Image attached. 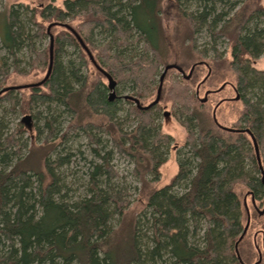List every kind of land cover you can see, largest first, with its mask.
<instances>
[{"label": "trees", "instance_id": "1", "mask_svg": "<svg viewBox=\"0 0 264 264\" xmlns=\"http://www.w3.org/2000/svg\"><path fill=\"white\" fill-rule=\"evenodd\" d=\"M162 1L50 0L25 5L26 21L13 7L3 14L0 42L16 72V54L23 50L34 54L29 62L32 68L45 70L50 39L39 51L36 41L49 36L47 25L51 24L49 30L61 28L52 37V66L47 79L28 87L20 99L16 100L14 89H9L0 94V100L12 105L17 102L21 114H30L35 105L53 103L73 118L67 132L81 130L97 142L100 139L95 132L107 133L119 152L132 157L136 173H143L137 193L145 205L143 209H151V244L139 241L141 221L138 215L130 217L124 210L129 203L122 188L112 183L99 184L98 177L104 172L115 174L108 153L100 154L94 149L101 163L90 174L89 193L74 201L61 193L64 185L54 172L60 162L44 156L33 166L30 157H23L8 168L0 167V264H246L236 250L238 236L259 213L256 201L264 204V182L241 174L245 162L254 171H264V70L251 66L252 60L264 53V3L239 0L232 2L233 11L227 12L214 7L225 0H199L204 4L202 10L185 12L178 9L179 0H171L177 16L186 22L183 33L191 51L195 50V35L206 30L211 43H204L205 48L196 52L202 55L211 51L208 71L228 67L234 72L235 91L243 110L233 128L244 131L225 130L211 116H203L201 101L189 113L187 108L197 94L190 91L182 75L170 99L183 106V113L190 114L189 129H197L184 141L197 158L196 172L188 178L189 172L178 164L170 182L158 187L156 177L147 178L146 174L159 173V166L165 162L160 154L172 139L155 123L160 100L146 109L135 103L128 107V114L136 117V125L124 130L121 123L114 121L118 100L108 99L105 76L89 60L79 38L96 64L118 82L132 83L140 99L147 94V83L152 81L155 69L172 56L170 45L162 38ZM225 39L230 47L229 59L217 48ZM66 47L76 51V64L71 59L67 68L60 62ZM130 47L139 50L127 57ZM200 63L203 62L194 65ZM8 75L9 69L0 57V88L6 86ZM21 123L6 134L0 123V161L6 165L11 160L8 148L17 145V136L28 131ZM46 123L51 127V121ZM32 177L37 182L36 191L31 185ZM183 178L188 181V189L181 194L171 191ZM239 185L250 195L255 210L252 214L246 202L239 199ZM115 213L123 214L120 218L129 222L128 235L122 238L116 231L125 225L118 229L109 225ZM199 219L205 220L207 226L201 238L203 245L187 239L190 222L195 230ZM162 250L171 261L162 258Z\"/></svg>", "mask_w": 264, "mask_h": 264}, {"label": "rangeland", "instance_id": "2", "mask_svg": "<svg viewBox=\"0 0 264 264\" xmlns=\"http://www.w3.org/2000/svg\"><path fill=\"white\" fill-rule=\"evenodd\" d=\"M49 1L50 0H0V21L3 20V14H5L10 7L18 9L22 18L26 21L28 11L24 8L25 5H32V3L38 4L39 2L46 4ZM238 1L239 0H225L224 3H216L214 7L217 11L231 12L233 11L232 2L236 3ZM54 2L61 3V0H54ZM262 3H264V0H262ZM173 4L174 2L171 0H163L161 3L163 12L161 19L163 26L162 38L166 45H170V53L172 56H168L163 64L155 69L156 72L152 77V81L147 83V94H144L145 96L139 99V97L134 94L135 88H133L132 83L128 81L118 82L115 79L116 86L114 88V96L118 100L114 121L121 123V127L124 130H130L136 125V117L128 114V107L135 103L130 97L137 98L141 105H146L155 98L157 88L161 83L160 106L157 107L154 119L155 123L160 125V131L171 135L172 139L164 144L162 154H160L165 162L159 166V173L155 174L156 176L151 173L146 174L147 178H151L152 176L156 177V180H158V187L164 186L170 182V178H172L178 170V164H182V167H185L186 171L189 172L188 178L196 172L195 165L197 163V158L192 154L191 148L184 141H186L187 134L192 133L195 135L197 132L195 127L189 129V113L197 109L195 106L199 104L205 92H208L206 94L207 99L204 104H202L203 107L200 108V111L203 116L207 114V117L211 119L210 116H212V110L215 107L214 117L220 125L236 127L235 125H237L239 114H241L243 110V104L240 98L235 99L237 91L235 92L234 90L236 85L234 72L228 67L219 68L218 72L217 70L215 72L208 71L206 67L207 63H210L211 51L208 50L202 55H198L196 52V50L205 48L204 43L208 42L206 44H209L210 42L205 32L206 30L202 29L200 33L195 35V50L191 51L188 42L185 41L186 34L183 33V23L186 22L180 19V16H177L178 12L173 8ZM18 5H20V7L16 8ZM178 5V9L185 12H197L202 10L204 6L203 2L199 0H179ZM60 28L61 27L52 28L50 30L51 34H55ZM95 40L97 42L100 41L97 39ZM226 42L227 39L218 43L217 48L219 51H222L221 55L229 59L230 47ZM48 43L49 36L47 35L42 38V40L36 41L35 47L39 51V49L45 48ZM65 49L66 51H64L60 57V62L67 68L71 59H73V62L76 64V51L72 47H66ZM138 50L139 49L136 47H130L125 55L130 57ZM5 51L6 50L2 47L0 42V57L4 61V67L9 69V78L6 82V86L25 85L43 79L47 68L39 71V69L31 67L29 62L34 56L33 53L30 54L28 51L23 50L16 54L17 59L14 64H17L16 68L19 71L16 72L13 70L12 59ZM198 62L203 63L194 65ZM168 63H175L180 66L184 74H188L189 68L194 65L189 79L186 80L188 81L190 91H194L198 86L195 100L193 99L190 107L187 108L189 113H183L185 111L183 106H179L180 104L177 103L174 104L170 99L173 95V90L177 88L178 82L183 80L182 75L171 68L167 70L162 81L160 80L162 69ZM251 64V66L257 69L264 70V53L254 58ZM83 72L84 70H81L80 73L83 74ZM104 82L105 84L107 83L106 77L104 78ZM18 88L20 90H18ZM18 88H15L13 92V97H16V100L20 99L22 93L27 90V87ZM109 92L110 90H107V95ZM18 111L17 102L15 105H12L9 101L0 100V123L5 134L14 130L16 127L15 124L21 121V117L28 114H21ZM166 111L168 114H165ZM30 114L31 128H27L25 124L21 123L28 131H24L21 135L17 136L20 138L18 144L8 148L11 160L8 161L9 163L7 165L0 161V167L8 168L10 164L23 157H30L33 166L39 164V159L44 156L49 158V160H56L60 163H58L54 172L57 173L58 177L61 179V184L64 185L61 193L68 197V199H71L70 201H74L89 193L90 174L92 170L94 171V169H96L95 166L101 163L94 149L99 150L98 153L100 154L108 153L107 157H109V163L115 174L110 176L107 172H104L101 177H98V180H100L99 184L105 186L107 183H112L122 188V193L129 203L124 210H127L130 217L138 215L137 217H139L141 221L139 241L141 244H149L151 236V209H143L145 205L138 200L139 195L137 192L140 188L139 180H141L143 173L141 172L139 175L133 169L135 163L132 157L128 156L127 153L119 152L118 149L112 145V140L107 133L95 132V136L100 139L97 142L95 139L90 140L88 135L81 130L78 131L73 129L67 132V128L72 123L71 121L73 118L64 111L62 107H58L56 104L35 105L32 107ZM48 121H51V127L47 126L48 123L46 122ZM185 122L188 123V126ZM64 132H66V134H62ZM39 145H44V149L39 150V148H37ZM241 174H246L248 177L256 176L261 180L264 178V171H254L249 162L243 163ZM32 179L31 185L33 191H36L37 182L34 177H32ZM188 187L187 179L183 178L177 185L172 187L171 191L181 194L187 190ZM236 191L239 194V199L246 202L247 210L252 214L255 210L251 206L250 195L245 193V189L242 185H239ZM256 205L258 206L256 210L259 213H256L253 220H250V224H245L246 214L244 211H246V209H244V207L241 212L243 214L242 222L246 226H243L242 232L238 236L239 239L237 241L236 250L237 253L239 252V257L241 256L246 264H264V251L262 249L264 245V228L262 229L261 224L264 223V204L263 202L260 203V201H256ZM122 215L123 214L115 213L110 217L111 219L109 221V225L115 229L125 225L123 229L116 231L119 238H122L124 234L126 236L128 235L127 229L129 227V222L125 223L123 220L128 219L122 220ZM192 226H194V223L190 222L187 239L190 242L194 241L203 245V239L201 238L203 236V231L207 227L205 220L199 219L198 226H196L197 228L195 230H193ZM164 251L165 250L160 251V253H162V258L167 259L168 262L171 261Z\"/></svg>", "mask_w": 264, "mask_h": 264}, {"label": "water", "instance_id": "3", "mask_svg": "<svg viewBox=\"0 0 264 264\" xmlns=\"http://www.w3.org/2000/svg\"><path fill=\"white\" fill-rule=\"evenodd\" d=\"M51 25V24H50ZM50 25H47V32H48V34H49V39H50V44H49V62H48V67H47V70H46V74H44L45 76L43 77V79H41L40 81H37V82H34V83H30V84H25V85H10V86H5L4 88H0V94L2 93V92H4V91H6V90H9V89H15V88H18V87H32V86H37V85H40V84H42L46 79H47V77H48V74H50V71H51V66H52V40H53V35L50 33ZM79 38V37H78ZM79 41H80V43H81V45H82V47H83V49L86 51V53H87V55H88V57L90 58L89 60L90 61H92V63H93V65H95V67L98 69V70H100V72L101 73H103V75L106 77V79H107V83H106V85H107V88H108V90H110V92H109V94H108V99L109 100H113L114 98H115V94H114V88H115V86H116V81H115V79H113L112 77H111V75L109 74V73H107V72H105V70H103L102 68H100L97 64H96V62L94 61V59H93V56H92V54H91V52L89 51V49H87V47L85 46V44L81 41V39L79 38ZM171 68H173V69H176L177 71H179V72H181V73H183V70L181 69V67H179L177 64H175V63H168V64H166L165 66H164V68L162 69L163 71H162V74H161V76H160V80L162 81V79L164 78V76H165V73L167 72V70L168 69H171ZM189 73H190V71H189ZM186 77H188L189 76V74H187V75H185ZM218 90V89H217ZM208 92H205V95H204V97L203 98H201L200 99V101L201 102H205L206 101V99H207V96H206V94H207ZM160 94H161V83L159 84V86H158V88H157V91H156V96H155V98L151 101V102H149L148 104H146V105H141L140 104V102H139V100L137 99V98H132V97H130L135 103H136V105L138 106V107H140V108H144V109H146V108H149V106L151 107V106H153V105H155V104H157L158 102H159V100H160ZM235 99H238V95L236 94V96H235ZM165 114H168V112L166 111V113ZM214 115H215V107L213 108V110H212V118H213V121L219 126V127H221V128H223V129H225V130H229V131H238V129H235V128H230V127H228V126H223V125H220L218 122H217V120H216V118L214 117ZM30 121H31V114H25V115H23L22 117H21V122L23 123V124H25L26 125V127L27 128H31V124H30ZM257 150V148L255 147V151ZM256 154H258L257 153V151H256ZM262 182H264V178L262 179Z\"/></svg>", "mask_w": 264, "mask_h": 264}, {"label": "flooded vegetation", "instance_id": "4", "mask_svg": "<svg viewBox=\"0 0 264 264\" xmlns=\"http://www.w3.org/2000/svg\"><path fill=\"white\" fill-rule=\"evenodd\" d=\"M180 67V66H179ZM194 67V65H192L190 68H189V71H190V73L192 72V68ZM174 70H176V69H174ZM183 70V69H182ZM177 71V70H176ZM189 71H188V74H189V76H190V73H189ZM179 72V71H178ZM184 72V71H183ZM181 75H183V76H185V75H187V74H184V73H181V72H179ZM189 76L188 77H186L185 76V78L186 79H189ZM197 88H198V86L195 88V92L194 93H196L197 92ZM234 90H236V88H234ZM211 91H214V90H211ZM236 92V91H235ZM197 94V93H196ZM236 94H237V92H236ZM238 95V94H237ZM238 98H239V95H238ZM230 128H233V127H230ZM235 129H238V132H243L244 131V129L243 128H239V127H237V128H235Z\"/></svg>", "mask_w": 264, "mask_h": 264}]
</instances>
